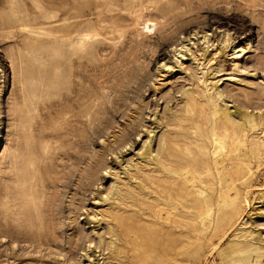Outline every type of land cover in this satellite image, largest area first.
I'll return each mask as SVG.
<instances>
[{
    "label": "rangeland",
    "instance_id": "obj_1",
    "mask_svg": "<svg viewBox=\"0 0 264 264\" xmlns=\"http://www.w3.org/2000/svg\"><path fill=\"white\" fill-rule=\"evenodd\" d=\"M0 264H264V0H0Z\"/></svg>",
    "mask_w": 264,
    "mask_h": 264
},
{
    "label": "bare ground",
    "instance_id": "obj_2",
    "mask_svg": "<svg viewBox=\"0 0 264 264\" xmlns=\"http://www.w3.org/2000/svg\"><path fill=\"white\" fill-rule=\"evenodd\" d=\"M151 26H154V23H147L146 24V29H148V28H150ZM181 51L179 50V52L178 53H180ZM215 143H217V146H218V150H215L214 152H213V157H215V158H213L214 160V164H215V166H216V168L215 169H217V166L219 165V164H221L222 163V161H223V157H222V155L220 154V149H221V147L223 146V144H222V142L220 143V142H217L216 140H215ZM145 153L146 154H148L149 153V150L148 149H145ZM183 177H184V179H183V183L184 184H188V182H191L193 179H195L194 178V175H193V173H192V171H191V169H185L184 170V175H183ZM227 188V187H226ZM225 188V190H224V193H225V195L227 196V197H232V196H234V193H231V192H229V190L232 188V186L231 187H228L227 189ZM220 197V196H219ZM205 202H206V200H205ZM219 203H220V201L219 202H217V206H219ZM159 205V206H158ZM156 208V215H157V217L159 218V219H161V220H163V221H171L170 220V217H171V215H172V213H171V211L169 210V209H165V208H163V207H160V204L158 203V204H156V205H154ZM158 206V207H157ZM208 214H209V211H210V208H208ZM202 225H204L205 227H209L210 226V221H208L207 222V224H204V223H202ZM170 225L168 224V227H169ZM122 227V226H121ZM137 227L138 228H140V225H137ZM171 228H173V227H171ZM184 230V235H185V238L186 239H182V238H179V237H176L175 235H169V234H166V236H167V238H172V239H178V240H180L181 242H183V244H182V246L181 247H188V246H190L191 245V241L189 240V235H190V233H191V230L189 229V228H183ZM135 231V229L132 227V228H121V232L124 234V239L126 240V241H128L130 238H131V234H133V232ZM134 235V234H133ZM135 237H137L136 235H134ZM138 239H140V237H138ZM88 247H90V243H89V245H88ZM178 249L179 248H177L176 250H175V255L176 256H178V254H180L181 252H178L177 253V251H178Z\"/></svg>",
    "mask_w": 264,
    "mask_h": 264
}]
</instances>
